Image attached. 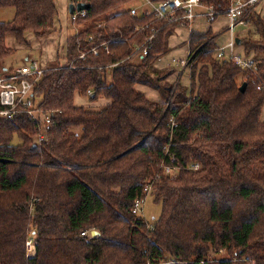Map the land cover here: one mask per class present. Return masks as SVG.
<instances>
[{"label":"trees","instance_id":"trees-1","mask_svg":"<svg viewBox=\"0 0 264 264\" xmlns=\"http://www.w3.org/2000/svg\"><path fill=\"white\" fill-rule=\"evenodd\" d=\"M71 1L90 5L67 38L74 67L51 64L35 88L38 107L53 112L49 141L36 143L25 115L0 123V264H264V15L246 8L252 23L238 44L254 70L217 59L211 28L194 31L190 84L161 88L171 73L155 61L179 22L132 15L137 0ZM232 1L202 3L225 12ZM6 7L15 14L0 21V69L16 51L8 35L26 44L28 32L52 33L58 17L56 0H0ZM152 27L148 56L135 58ZM78 95L107 103L90 110ZM167 149L176 175L160 167ZM150 184L162 206L152 221L133 212Z\"/></svg>","mask_w":264,"mask_h":264},{"label":"built area","instance_id":"built-area-1","mask_svg":"<svg viewBox=\"0 0 264 264\" xmlns=\"http://www.w3.org/2000/svg\"><path fill=\"white\" fill-rule=\"evenodd\" d=\"M263 0H233L230 8L225 12L216 11L212 6H206L202 3V0H161L152 1L148 0L150 6H146L142 12H139L137 7H132V15L143 13L144 15H154L157 19H169L179 22L177 27L191 28L192 25L199 19H205L212 23L220 16H226L228 24L226 31L230 38L224 45H219L215 49L216 58L219 60H231L242 68L254 70L250 61L239 51L238 44L236 42L237 35L235 30L239 25L246 24V8L257 6ZM86 10H75L70 17V22L73 24L78 16H86ZM149 27V25H147ZM152 34L147 40L137 45L134 49L133 55L140 58H145L149 54L150 45L152 44L157 29L152 27ZM94 36L90 35L87 40L91 41ZM150 44V45H149ZM107 51L108 45L104 43L101 45ZM91 52L94 54L99 53V47H93ZM86 56L83 53L80 58L84 59ZM184 63V62H182ZM74 62H68L64 65L69 67L73 66ZM49 70L48 67L39 63L37 60L25 61L21 64L3 65L0 69V123L5 119H14L17 116L25 115L36 123L37 137L36 143L43 145L50 139V131L52 129V116L53 112L45 113L38 107V100L35 95V88L39 80ZM258 88H261L259 86ZM92 92L90 91L89 94ZM168 158L160 161V167L163 168L164 173L169 175H176L180 169V164L174 154L166 150ZM168 162V163H167ZM199 164L192 165L194 170L199 169ZM152 184L148 185L145 189V196L138 198L135 202L133 212L140 214L143 210V204L145 198L151 193ZM81 235H86V232H82ZM29 247H33L32 241L28 242ZM151 264V263H147ZM159 264H179L177 261L160 262ZM255 264V263H253Z\"/></svg>","mask_w":264,"mask_h":264},{"label":"rangeland","instance_id":"rangeland-1","mask_svg":"<svg viewBox=\"0 0 264 264\" xmlns=\"http://www.w3.org/2000/svg\"><path fill=\"white\" fill-rule=\"evenodd\" d=\"M71 4H73V2L71 0H57V5H58L59 13H60L59 17L65 25L70 23L67 18L72 16V12L70 11V5ZM146 6H150V4L148 3V0H137L133 3H130L127 6V8L137 7L139 12H142ZM253 9H256V8L253 7ZM259 10H260V13L262 15H264V0L257 6V11H259ZM114 13H115V11L109 12V13L103 15L102 17H100L99 20H105L106 18H108L109 16H111ZM14 14H15V8H12V7L0 8V21H10L11 19H13ZM225 18H226V16H220L216 22L209 23V25L213 24L212 26L218 27L219 25H222L226 22ZM200 20H202V19H200ZM197 22H198V20L196 21V23ZM196 23L194 25H196ZM251 23L252 22L246 21L245 25L237 26L235 33L237 35H239V38L240 37L242 38L244 34L246 35L248 30L250 29ZM88 24H90V23H88ZM83 26H87V25L84 24ZM67 28H68L67 29V35L65 33L66 31H64V29H63V38H62L61 42L59 41L60 43H58V50H57L58 52L55 53L52 61H49L48 63L43 64L41 61H44V60H42L41 58H45L46 54H43L42 49H41V44L39 46L36 45V42H40V40H41L40 38L47 37L48 35H50V34H48L44 37L33 38L32 42L30 44H21V45H27V46L20 48L19 50H16V48H14L16 51L4 60V65L8 66V65H13V64H21V63L25 62L23 60V58L26 57L27 55H29L31 57V59H34L35 57H37L38 58L37 61L39 63H42L46 67H49V66H51V64H55L56 62H59L61 65H64L66 63V61L64 60V56L66 54L67 38L70 34H72L74 32H78L81 29V26H78V25L73 23V24L69 25ZM176 28L177 27H175L173 29V32L175 31ZM195 28H196V26H195ZM253 28H255V27L252 26V29ZM203 29H205V28H203ZM185 33L186 32L183 31L182 35H184ZM190 37H191V35H190ZM190 37L188 38V40H186L184 42V44H186V46H187V50H189V53L184 54L183 52H180L179 54H177V55H180L179 57H182V60H180L178 62V64H176V63L173 64L172 63L173 59H170V61L167 62L168 57H169L168 55L172 53V47L170 45L171 44L173 45V42L175 40V39H173L174 37L170 39V42L168 44V51L164 55L160 56L155 61L156 69L160 70L161 72L164 71V72H170L171 73L166 79L159 80L161 88H163L162 86L164 84L167 85V88L171 84L176 85L179 83L182 86H187L190 84V80H191L190 79V77H191V58H192V55L190 53V48H189L190 47L189 46ZM222 37L224 40H229V38H230L229 34H227V33L221 35L219 37L220 40L222 39ZM168 39H169V36H168ZM177 39L181 40V36L177 37ZM10 42H11V44H13L12 41H10ZM135 58H137V56ZM182 62H184V63H182ZM106 78L109 79L108 74H107ZM138 88H141V85H139ZM151 91H153V90L146 88L145 89V95H147L148 92H151ZM161 95H162V93H161ZM148 97L150 98L152 96L149 95ZM103 99L107 100V98H105V97H100L97 101H93L90 99V97L88 95L87 96L78 95V96H76V103L80 104V105H84L87 109H90V110H101L102 107L100 105V100H103ZM163 99H165V98L162 95V100ZM104 104L105 103L103 102L102 105H104ZM77 131L80 132V130H77ZM20 142H21V139L17 136L13 140L14 144H17ZM161 210H162L161 204L155 203L154 196L152 193H150L145 198V201L143 204V210L140 212L139 215L148 221H152L155 218H158L160 216ZM30 249H31V247H30ZM225 254H226L225 250H221L219 255H217V256H224Z\"/></svg>","mask_w":264,"mask_h":264},{"label":"crops","instance_id":"crops-1","mask_svg":"<svg viewBox=\"0 0 264 264\" xmlns=\"http://www.w3.org/2000/svg\"><path fill=\"white\" fill-rule=\"evenodd\" d=\"M56 3H57V0H56ZM59 15H60V13H59V9H58V17L56 19V23H55L53 32L50 33V35H48L47 37L40 38L41 39L40 42H36L37 46H39L41 44L42 52H43V54H46L45 58H41L42 60H44V61H41L43 64L48 63L49 61H52L55 53L58 52L57 51L58 50V43H60L62 38H63V29H64V31H66L65 33L67 35V29H68L67 27L72 24L70 22V20H69L70 19V17H69L67 19L69 20L70 23L65 25L62 22V20L60 19ZM225 19H226V22L224 24H222V25H219L218 27L212 26L213 24L209 25L210 22L206 21L205 19H202V20L199 19L197 23L195 22L196 25H194L195 24L194 23L191 28L179 26V27H177L175 29L174 32L172 30L171 33L169 34L168 42H170V39L173 38V37H174L173 39H175V40L173 42L174 46L172 44L170 45L172 47V53L168 55L169 57H168L167 62L170 61V59H173L172 63L173 64L174 63L178 64V62L180 60H182V57H179L180 55H177V54H179L180 52H183L184 54L189 53V50H187V46H186V44H184V42L186 40H188V38L190 37L191 33L194 32V31L204 32V31H207L208 29L211 28L212 31L215 34H219V36H221L223 34H226V33L228 34V32L226 31V26L228 24V19H227V17ZM216 21H214V22H216ZM195 26H196V28H195ZM203 28H205V29H203ZM183 31L186 32L184 35H182ZM180 36H181V40H178L177 37H180ZM237 37H239V35H237ZM33 38H37V37L33 33L28 32L26 34V40H27L26 44H30L32 42ZM10 41H12L13 44H11ZM227 41L228 40H224L223 37H222L221 40L219 38L218 44L219 45H224ZM6 42H7V45L9 47L16 48V50H19L20 48H23V47L27 46V45L19 44L16 41L15 37L12 36V35H8L7 36ZM239 51L242 53V49L241 48L239 49ZM23 60L24 61L38 60V58L35 57L34 59H31V57L29 55H27L26 57L23 58ZM146 88H149V89L153 90L151 92H148V94L152 96V97H150L151 100H154V101L162 100V95H161L160 91L157 90V89H154V88L149 87L147 85H141V88H139V89L145 94V89ZM148 94L146 95L147 97L149 96ZM103 102L106 104L107 100H104V99L100 100V104L101 103L103 104ZM262 119L264 120V109H263V112H262Z\"/></svg>","mask_w":264,"mask_h":264},{"label":"water","instance_id":"water-1","mask_svg":"<svg viewBox=\"0 0 264 264\" xmlns=\"http://www.w3.org/2000/svg\"><path fill=\"white\" fill-rule=\"evenodd\" d=\"M89 4L85 3V2H79L77 5L75 4H71L70 5V11L73 13L75 10L81 11V10H87L89 8ZM237 44L241 43V39L239 37H237L236 39ZM247 84L244 83L241 87L240 90L244 91L246 88Z\"/></svg>","mask_w":264,"mask_h":264}]
</instances>
